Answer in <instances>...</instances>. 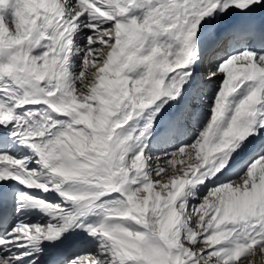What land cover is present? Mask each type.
Wrapping results in <instances>:
<instances>
[{
    "label": "snow or ice",
    "instance_id": "6c2138e0",
    "mask_svg": "<svg viewBox=\"0 0 264 264\" xmlns=\"http://www.w3.org/2000/svg\"><path fill=\"white\" fill-rule=\"evenodd\" d=\"M0 264H264V0H0Z\"/></svg>",
    "mask_w": 264,
    "mask_h": 264
}]
</instances>
